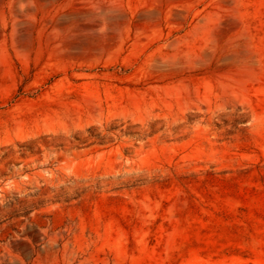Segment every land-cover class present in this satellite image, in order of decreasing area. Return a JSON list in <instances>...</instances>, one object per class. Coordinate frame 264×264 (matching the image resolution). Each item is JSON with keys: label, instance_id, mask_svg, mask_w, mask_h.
<instances>
[{"label": "rangeland", "instance_id": "rangeland-1", "mask_svg": "<svg viewBox=\"0 0 264 264\" xmlns=\"http://www.w3.org/2000/svg\"><path fill=\"white\" fill-rule=\"evenodd\" d=\"M0 264H264V0H0Z\"/></svg>", "mask_w": 264, "mask_h": 264}]
</instances>
